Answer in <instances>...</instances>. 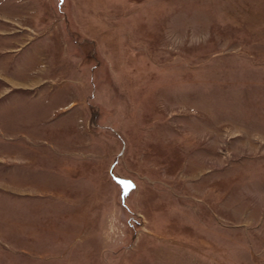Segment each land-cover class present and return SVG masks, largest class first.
Segmentation results:
<instances>
[{"label": "rangeland", "instance_id": "rangeland-1", "mask_svg": "<svg viewBox=\"0 0 264 264\" xmlns=\"http://www.w3.org/2000/svg\"><path fill=\"white\" fill-rule=\"evenodd\" d=\"M0 264H264V0H0Z\"/></svg>", "mask_w": 264, "mask_h": 264}]
</instances>
